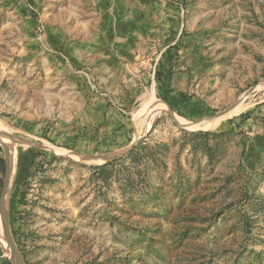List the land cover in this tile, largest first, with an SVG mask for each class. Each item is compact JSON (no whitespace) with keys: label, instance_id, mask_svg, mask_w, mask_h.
I'll use <instances>...</instances> for the list:
<instances>
[{"label":"rangeland","instance_id":"rangeland-1","mask_svg":"<svg viewBox=\"0 0 264 264\" xmlns=\"http://www.w3.org/2000/svg\"><path fill=\"white\" fill-rule=\"evenodd\" d=\"M0 123L26 264H264V0H0Z\"/></svg>","mask_w":264,"mask_h":264},{"label":"water","instance_id":"water-1","mask_svg":"<svg viewBox=\"0 0 264 264\" xmlns=\"http://www.w3.org/2000/svg\"><path fill=\"white\" fill-rule=\"evenodd\" d=\"M0 144H2L0 142ZM3 145V144H2ZM4 148V153H5V168H6V175H8L9 171V160H10V155L9 151L6 146L3 145ZM4 202H3V209L1 211V224H2V230L6 238L7 246L11 254V259L14 264H26L25 261L23 260L22 256L20 255L19 251L15 247V244L12 239V235L10 232V227H9V218H8V197H9V180L6 176L4 179Z\"/></svg>","mask_w":264,"mask_h":264},{"label":"bare ground","instance_id":"bare-ground-1","mask_svg":"<svg viewBox=\"0 0 264 264\" xmlns=\"http://www.w3.org/2000/svg\"><path fill=\"white\" fill-rule=\"evenodd\" d=\"M242 109H243V107H242V102H240L232 111H230L229 113H227L225 116H231V115H235V114H237V113H239V112H241L242 111ZM224 116V117H225ZM222 118V117H221ZM217 121V120H216ZM215 122V121H214ZM213 123V122H212ZM215 124V123H214ZM202 125V124H201ZM212 126L211 125H202V126H200V128L199 129H201V130H208L209 128H211ZM0 132H5L6 133V128H5V126L2 124V123H0ZM7 134H8V132H7ZM1 135V134H0ZM1 140V143H4V144H6L7 143V141L5 140V139H0ZM11 159H13V158H11ZM11 162H13V164H11L12 166H11V169H10V164H9V170H11L12 172H14V170H15V168H16V166H15V162L14 161H11ZM10 176V175H9ZM13 177V176H12ZM11 179V178H10ZM11 181V180H10ZM5 235H4V233L1 231V220H0V241H1V243L2 244H5V237H4ZM7 244V243H6ZM5 246V245H4Z\"/></svg>","mask_w":264,"mask_h":264},{"label":"trees","instance_id":"trees-1","mask_svg":"<svg viewBox=\"0 0 264 264\" xmlns=\"http://www.w3.org/2000/svg\"><path fill=\"white\" fill-rule=\"evenodd\" d=\"M142 143H143V141L137 143L136 145H134V146L128 151V153L125 155V157L130 158L132 162H137L138 159H139V155H140V154H138V153L135 152V151L138 150V149H141V148H140V145H141ZM142 158H143V157H142ZM108 165H109V164H104L102 167H106V166H108Z\"/></svg>","mask_w":264,"mask_h":264}]
</instances>
